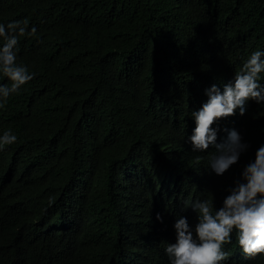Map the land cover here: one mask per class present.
<instances>
[{"label": "trees", "instance_id": "16d2710c", "mask_svg": "<svg viewBox=\"0 0 264 264\" xmlns=\"http://www.w3.org/2000/svg\"><path fill=\"white\" fill-rule=\"evenodd\" d=\"M23 20L36 33L17 62L34 78L0 107V136L17 137L0 150V264L161 257V222L188 224L185 202L209 195L218 211L264 146L255 101L212 126L219 144L246 122L248 148L223 175L208 167L215 149L189 141L206 90L264 52V0H0V24Z\"/></svg>", "mask_w": 264, "mask_h": 264}, {"label": "clouds", "instance_id": "9594fccd", "mask_svg": "<svg viewBox=\"0 0 264 264\" xmlns=\"http://www.w3.org/2000/svg\"><path fill=\"white\" fill-rule=\"evenodd\" d=\"M35 33L34 27L28 31L27 20L0 24V107L3 102L6 106L8 98L34 78L28 67L17 61L21 37H32ZM2 78L10 83L4 84ZM205 95L207 101L191 114L195 128L189 141L193 151L204 152L210 145L215 149L208 167L216 176H221L248 148L241 142L246 122L235 120L227 139L219 144L217 130L212 126L236 115L237 110L243 116L249 101L264 103V52L254 51L222 90L213 84ZM16 140L14 134L5 131L0 136V150L15 145ZM130 158L136 164H143L140 155L131 152ZM78 183L86 186L81 175ZM185 207L197 213L198 223L193 214L188 224L186 218H179L175 231H170L157 215L167 232V238L160 245L163 255L150 257L144 264H227L231 257L246 263L258 256L264 257V146L256 151L254 161L244 168L241 180L218 211L214 210L211 195L200 201H186ZM233 234L239 247L233 248L232 255L228 244L232 243Z\"/></svg>", "mask_w": 264, "mask_h": 264}, {"label": "bare ground", "instance_id": "6f19581e", "mask_svg": "<svg viewBox=\"0 0 264 264\" xmlns=\"http://www.w3.org/2000/svg\"><path fill=\"white\" fill-rule=\"evenodd\" d=\"M253 113V112H252Z\"/></svg>", "mask_w": 264, "mask_h": 264}]
</instances>
